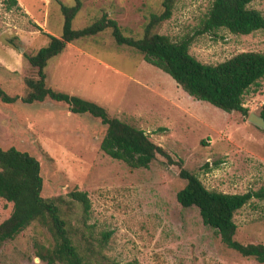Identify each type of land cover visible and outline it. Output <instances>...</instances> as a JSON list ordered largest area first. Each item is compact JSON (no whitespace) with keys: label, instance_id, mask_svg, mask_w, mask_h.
<instances>
[{"label":"rangeland","instance_id":"1","mask_svg":"<svg viewBox=\"0 0 264 264\" xmlns=\"http://www.w3.org/2000/svg\"><path fill=\"white\" fill-rule=\"evenodd\" d=\"M58 1L75 4L18 0L20 7L9 9L7 0H0V85L12 96L24 95V80L33 75L24 55L48 43L44 33L62 34ZM82 1L75 30L108 14L127 35L140 36L149 16L163 10V0ZM213 1L178 0L171 19L157 32L174 41L194 35ZM251 7L264 14V0ZM12 37H18L19 49L9 44ZM242 52L264 53V30L237 35L221 29L196 37L190 48L204 64H219ZM47 75L52 88L95 101L146 131L174 162L159 156L148 169H131L101 150L107 128L89 114H73L66 104L50 100H0V147H15L39 160L43 197L66 196L75 189L88 194L90 230L97 237L112 233L103 253L107 264H261L223 244L197 208L179 204L177 193L185 181L177 163L209 190L243 194L264 188V129L249 120L264 106V78L244 96L249 116L227 113L190 96L139 52L116 44L110 31L69 44L50 62ZM11 212L12 204L0 199V223ZM234 220L237 241L264 244V200L253 199ZM51 241L48 230L35 223L0 247V264H47L36 256V244Z\"/></svg>","mask_w":264,"mask_h":264},{"label":"trees","instance_id":"2","mask_svg":"<svg viewBox=\"0 0 264 264\" xmlns=\"http://www.w3.org/2000/svg\"><path fill=\"white\" fill-rule=\"evenodd\" d=\"M73 6L60 4L64 18L60 37L44 33L48 43L34 54H25L33 75L25 78L24 95H10L0 85V100L13 104L64 103L73 114H89L106 126L101 150L111 159L131 169H148L157 158L174 164L170 154L155 144L148 133L135 125L114 117L101 104L52 88L47 68L52 60L65 52L69 44L110 31L115 43L139 52L145 62L170 75L190 96L222 109L249 116L244 106L245 94L264 78V53L242 52L219 64H204L190 53L196 37L226 29L237 35L264 30V14L251 7L255 0H214L201 19L195 34L180 41L157 32L171 19L178 0H163V10L152 13L140 36H129L119 23L104 14L83 29L75 30L73 22L83 7L82 0ZM8 8L20 7L18 0H7ZM18 37L9 44L19 49ZM264 119V106L259 114ZM258 127V126H257ZM180 177L185 186L177 193L179 204L197 208L205 226L213 229L228 248L241 256L264 264V244L241 243L235 239L238 226L235 214L253 199L264 200V188L246 193H224L209 190L199 177L182 167ZM44 180L39 160L15 147H0V199L12 204L10 216L0 223V247L14 240L33 224L46 228L52 237L49 245L37 243L36 256L47 264H107L104 249L112 233L100 237L90 230L92 203L86 192L75 189L66 196H42ZM79 215V217H77ZM87 231H82L79 226ZM109 263V262H108ZM125 264H140L135 260Z\"/></svg>","mask_w":264,"mask_h":264},{"label":"water","instance_id":"3","mask_svg":"<svg viewBox=\"0 0 264 264\" xmlns=\"http://www.w3.org/2000/svg\"><path fill=\"white\" fill-rule=\"evenodd\" d=\"M249 120L259 128L264 129V119L262 117L252 113L249 116Z\"/></svg>","mask_w":264,"mask_h":264}]
</instances>
